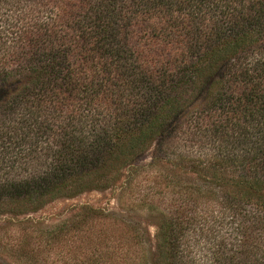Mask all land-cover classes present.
<instances>
[{"label":"trees","instance_id":"16d2710c","mask_svg":"<svg viewBox=\"0 0 264 264\" xmlns=\"http://www.w3.org/2000/svg\"><path fill=\"white\" fill-rule=\"evenodd\" d=\"M43 5L1 31L0 216L117 190L154 232L82 206L19 225L9 260L264 264V0Z\"/></svg>","mask_w":264,"mask_h":264},{"label":"rangeland","instance_id":"374dc122","mask_svg":"<svg viewBox=\"0 0 264 264\" xmlns=\"http://www.w3.org/2000/svg\"><path fill=\"white\" fill-rule=\"evenodd\" d=\"M43 3H46V0H40L37 3L34 0H0L1 40L3 37L1 31L9 29L10 23H5L4 19L7 16H10L7 13H10L11 9L17 12L15 15L16 19L17 15L24 13V16H26V19L30 23L34 22V24H37L43 22V20H45V18L50 14V7L48 5H43ZM10 17V21H13L12 17L14 16L11 15ZM6 36L7 37L5 39L7 43H9L10 38L14 35L12 33ZM2 42H4V40ZM172 145H175L178 150L184 151L185 149L180 141H178V143L175 141ZM172 145L170 147H172ZM154 153L155 147L152 146L146 151L140 162V165L144 166L143 173H148L153 180L154 178L152 173H154V168L149 167V164ZM7 155L11 157L10 152H8ZM147 181L150 180H145V182ZM117 197V190H89L70 198L56 199L35 212H28L19 216H12L8 213L2 214L0 216V263L23 264L22 259L15 258L9 260L3 247V244L6 243V241L13 242L15 238H17V235L20 234L19 225L39 224L46 228H52L63 219L71 217L74 213H76V210L82 206H91L111 211L117 216H122L128 220L138 223V226L142 228L147 235H152L154 232V219L148 216V211L144 207H129L123 205L120 201H118ZM13 260L14 262H12Z\"/></svg>","mask_w":264,"mask_h":264}]
</instances>
